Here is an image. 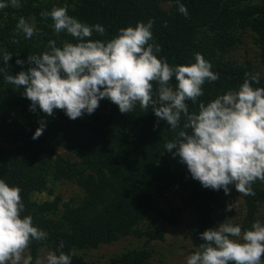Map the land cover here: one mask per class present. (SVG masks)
<instances>
[{
    "label": "trees",
    "instance_id": "1",
    "mask_svg": "<svg viewBox=\"0 0 264 264\" xmlns=\"http://www.w3.org/2000/svg\"><path fill=\"white\" fill-rule=\"evenodd\" d=\"M181 2L188 10L187 17L178 11L176 0H21L19 8L9 4L0 10V49L12 53L6 71L13 75L26 71L28 55L47 50L49 40H55L57 46L64 41L76 42L64 32L55 33L52 19L40 15L53 7L67 6L69 15L81 22L105 27L103 36L93 32L91 39L109 40L122 27L153 19V39L161 46L158 58L163 57L170 66L186 65L199 53L219 74L218 80L202 85L204 95L198 101L205 104L237 89L246 73H261L260 84L254 86L264 87V0ZM21 17L36 29L31 39L17 34ZM247 34L252 35L261 68L231 57ZM18 58L25 63L17 65ZM170 83L174 85L175 79ZM22 91L0 75V178L21 189L25 204L22 215H31L33 224L48 233L45 241L30 244L28 253L34 259L41 250H56L61 241L62 251L72 254L71 264H91L74 251L94 249L128 236L162 241V232L138 229L153 216L168 226L184 227L193 248L203 242L200 232L216 226L214 214L223 190L202 187L186 165L165 152V143L175 133L166 121L157 125L151 109L137 105L132 112L121 113L105 98L93 114L72 120L60 109L51 116L39 108L30 111L31 102ZM187 103L190 111L198 110V105ZM40 120L45 121V130L33 139ZM60 148L77 160L60 155ZM61 181L75 184L82 195L68 201L58 195L43 202L33 199L45 191L53 195L50 184ZM253 189L254 196H243V230L251 228L264 205V182L257 180ZM186 213L191 214L188 223ZM150 257L144 247L128 250L110 263L149 264Z\"/></svg>",
    "mask_w": 264,
    "mask_h": 264
},
{
    "label": "clouds",
    "instance_id": "2",
    "mask_svg": "<svg viewBox=\"0 0 264 264\" xmlns=\"http://www.w3.org/2000/svg\"><path fill=\"white\" fill-rule=\"evenodd\" d=\"M19 8L21 0H0V10ZM185 17L188 10L176 0ZM52 19L55 33L64 32L76 42L64 41L57 46L49 40L47 50L28 55V69L13 75L6 71L12 53L0 49V75L17 88L37 108L51 116L63 110L69 119L91 115L107 98L121 113L140 108L152 110L159 121H166L175 133L164 145L165 152L186 165L191 177L204 188L223 190L227 196L232 187L243 196H254L253 184L264 182V87L261 73H246L243 83L234 90L217 95L206 104L202 85L219 79L212 64L196 53L194 62L170 66L158 58L161 46L153 39V19L138 21L118 30L109 40L101 36L105 27L89 25L69 15L67 6L53 7L40 13ZM166 26V24H165ZM17 34L31 39L36 32L24 17L16 24ZM150 41H152L150 43ZM25 63L17 59V65ZM175 79V84L170 83ZM155 84V88H154ZM190 101L198 110L190 111ZM145 111V112H146ZM33 133L37 139L45 130L44 120ZM156 126V125H154ZM18 186L0 178V264H71L61 241L56 250L43 257L28 253L33 241H45L48 233L33 224L31 215H22L25 204ZM235 201L226 204V211ZM203 241L185 256V264H264V222L256 220L242 231L228 219L199 233Z\"/></svg>",
    "mask_w": 264,
    "mask_h": 264
},
{
    "label": "rangeland",
    "instance_id": "3",
    "mask_svg": "<svg viewBox=\"0 0 264 264\" xmlns=\"http://www.w3.org/2000/svg\"><path fill=\"white\" fill-rule=\"evenodd\" d=\"M167 4H164V9ZM31 23V22H30ZM33 24V23H31ZM231 57L237 60L239 63L250 61L253 66L260 67L258 50L253 44V38L251 34L244 35L243 43L233 53ZM6 146H12L11 143L3 141ZM58 153L63 157H67L72 161L77 159L70 156L63 148L58 150ZM232 190L229 195L223 194L219 207L214 214L215 225L223 222L225 219L230 220L234 224H239L242 228V223L246 214L243 195L239 194L234 186H231ZM50 188L53 190V195H48V191L40 194H35L33 199L38 202L45 200H52L55 196H59L62 201H68L71 198H78L82 195V191L73 183L61 181L51 185ZM235 201V208L231 211H226V204ZM58 217V214L55 215ZM185 220L191 219V214H185ZM257 220L264 222V205L260 206L257 213ZM156 229L163 233L164 239L162 241H150L147 242L145 239H139L135 236H128L120 239L111 244H102L94 249L74 251L73 253L81 256L85 261L91 264H111V259L115 258L128 250L146 248L150 253L149 264H185V256L195 250L192 246V239L188 238L185 234L184 227H171L157 220L154 216L145 220L140 224L138 229ZM242 231L243 228H242ZM47 250H41L38 257L46 255Z\"/></svg>",
    "mask_w": 264,
    "mask_h": 264
}]
</instances>
